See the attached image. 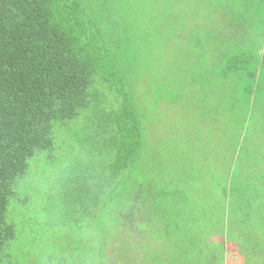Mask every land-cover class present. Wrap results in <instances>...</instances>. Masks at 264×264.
<instances>
[{
	"label": "trees",
	"instance_id": "trees-1",
	"mask_svg": "<svg viewBox=\"0 0 264 264\" xmlns=\"http://www.w3.org/2000/svg\"><path fill=\"white\" fill-rule=\"evenodd\" d=\"M146 3L171 39L170 59L155 63L157 105L193 103L183 110L216 128L191 149L189 134H175L156 185L138 165L145 180L130 174L112 204L92 207V232L69 239L57 264H232L226 244L237 245L236 264H264V0ZM78 7L0 0V264L15 255L16 185L30 159L53 148L58 122L92 112L99 79L118 82L110 87L120 102L108 115L115 133L147 134L132 104L133 64L117 63L109 78L99 72L79 47Z\"/></svg>",
	"mask_w": 264,
	"mask_h": 264
},
{
	"label": "rangeland",
	"instance_id": "rangeland-1",
	"mask_svg": "<svg viewBox=\"0 0 264 264\" xmlns=\"http://www.w3.org/2000/svg\"><path fill=\"white\" fill-rule=\"evenodd\" d=\"M73 1L79 5V47L89 51L88 60L99 62V72L106 71L105 78H109L117 63L133 64L136 85L132 104L140 127L147 124L148 130L133 140L115 133L114 117L110 120L108 115L120 102L110 87L118 82L115 78L108 82L99 79L91 90L92 112L73 122H58L52 133L53 148L30 159L26 176L16 185L9 208V216L16 223L11 264H57L69 239L77 238L78 231L82 235L92 232V207L112 204L110 199L117 197L119 182L128 181L130 174L145 180L142 172L137 173L138 165L141 171L151 170L147 179L156 185L158 166L175 153L168 152L173 139H178L175 134H189L184 148L188 144L191 149L199 141L205 142L209 130L216 128L196 122L200 115L197 110L192 114L183 110L193 103L182 104L179 109L167 102L157 105L155 63L170 59L171 39L164 36L165 28L157 25L158 13L149 9L147 0L68 3ZM199 130L204 134H198ZM213 136L219 139L218 132ZM180 153L184 158V152ZM216 241L225 243L224 238ZM233 245L226 244L227 261L236 264L239 253Z\"/></svg>",
	"mask_w": 264,
	"mask_h": 264
},
{
	"label": "crops",
	"instance_id": "crops-1",
	"mask_svg": "<svg viewBox=\"0 0 264 264\" xmlns=\"http://www.w3.org/2000/svg\"><path fill=\"white\" fill-rule=\"evenodd\" d=\"M215 237V239L216 240H218V239H220V237H216V236H214ZM233 245V244H232ZM234 246V245H233ZM237 245H235V247H236Z\"/></svg>",
	"mask_w": 264,
	"mask_h": 264
}]
</instances>
